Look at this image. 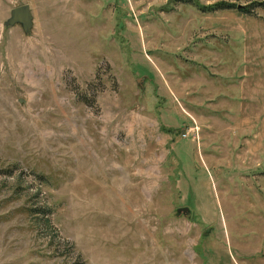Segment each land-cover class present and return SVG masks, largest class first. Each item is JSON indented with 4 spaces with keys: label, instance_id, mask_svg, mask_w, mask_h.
I'll list each match as a JSON object with an SVG mask.
<instances>
[{
    "label": "rangeland",
    "instance_id": "1",
    "mask_svg": "<svg viewBox=\"0 0 264 264\" xmlns=\"http://www.w3.org/2000/svg\"><path fill=\"white\" fill-rule=\"evenodd\" d=\"M193 1L0 0V264H264V7Z\"/></svg>",
    "mask_w": 264,
    "mask_h": 264
},
{
    "label": "water",
    "instance_id": "2",
    "mask_svg": "<svg viewBox=\"0 0 264 264\" xmlns=\"http://www.w3.org/2000/svg\"><path fill=\"white\" fill-rule=\"evenodd\" d=\"M20 23L25 32L30 31L33 25V16L30 9V5L28 3H21L19 5L13 6L10 9L9 16L4 20L5 25H11L14 23ZM179 211H187L189 209L188 206L183 205L177 208Z\"/></svg>",
    "mask_w": 264,
    "mask_h": 264
},
{
    "label": "trees",
    "instance_id": "3",
    "mask_svg": "<svg viewBox=\"0 0 264 264\" xmlns=\"http://www.w3.org/2000/svg\"><path fill=\"white\" fill-rule=\"evenodd\" d=\"M183 1L194 2L193 0H183ZM235 6H237V9L239 11L250 12L256 6L264 7V0H254L251 4H247V5H236L232 1L218 0V1H215L214 3L206 5L205 9L213 10V9H219V8H230V7H235ZM81 260L82 259L78 256L72 262L68 264H80Z\"/></svg>",
    "mask_w": 264,
    "mask_h": 264
}]
</instances>
